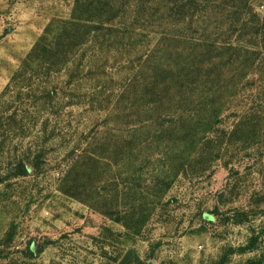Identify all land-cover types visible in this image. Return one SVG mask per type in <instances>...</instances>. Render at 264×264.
<instances>
[{
  "label": "rangeland",
  "instance_id": "374dc122",
  "mask_svg": "<svg viewBox=\"0 0 264 264\" xmlns=\"http://www.w3.org/2000/svg\"><path fill=\"white\" fill-rule=\"evenodd\" d=\"M198 1L0 0V264H264V127H236L264 115L263 73L189 153L130 109L156 96L164 31L248 46L238 22L264 17V0Z\"/></svg>",
  "mask_w": 264,
  "mask_h": 264
},
{
  "label": "trees",
  "instance_id": "16d2710c",
  "mask_svg": "<svg viewBox=\"0 0 264 264\" xmlns=\"http://www.w3.org/2000/svg\"><path fill=\"white\" fill-rule=\"evenodd\" d=\"M162 1L165 2L163 9L170 14L174 0ZM206 2L210 3V0ZM239 2L241 5L235 6L238 10L245 6L249 8L252 0ZM191 3L201 7L198 0H191ZM117 4L121 7L120 2L117 1ZM243 20L238 25L251 31V34L237 35V40L248 46L234 45L226 34L209 33L182 41L188 45L180 47L176 43L181 41L169 31H164L149 59L157 70L153 80L156 96H143L142 100L130 102L131 110L136 108L145 115L136 117L142 130L157 128V138L168 132L178 135L183 151L188 153L199 141L205 140L206 135L221 122L223 112L243 91L242 82L248 74L256 72L264 75V17L254 13L249 23ZM192 23L199 25L197 21ZM117 30L122 31L114 29ZM138 79L134 78L135 82L139 83ZM147 80H151L150 72L144 75L143 83H139L145 89L151 86ZM261 91L264 93V88ZM132 116L129 115L130 119ZM241 118L243 121L236 127L245 126L254 130L262 124L264 127V115L251 117V114H243ZM168 159V163H163L165 168L162 166L155 174L160 177L157 186L160 193L170 187L177 172H184L187 168L185 160L179 163L178 157H173L177 162L175 166L172 158Z\"/></svg>",
  "mask_w": 264,
  "mask_h": 264
}]
</instances>
